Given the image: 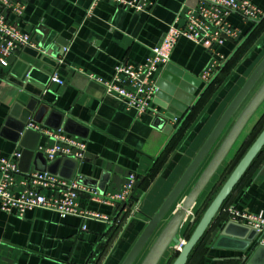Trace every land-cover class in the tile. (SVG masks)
I'll use <instances>...</instances> for the list:
<instances>
[{
	"label": "crops",
	"instance_id": "0c3cea01",
	"mask_svg": "<svg viewBox=\"0 0 264 264\" xmlns=\"http://www.w3.org/2000/svg\"><path fill=\"white\" fill-rule=\"evenodd\" d=\"M20 1L24 5L20 16L5 9L3 12L10 23L32 39L38 34V28L58 33L73 28V33L65 53L54 57L51 49H42L36 43V47L24 52L23 48L14 51L8 57V65L0 67V157L12 159L14 152H23L17 163L27 171L14 174L16 191L22 189L26 173L50 165L53 174L78 182L82 188L77 198L80 209L103 213L110 221L60 217L45 208L27 210L22 216L0 209V263L120 264L148 218L158 209L230 100L264 56V22L257 26L237 59L170 137L164 133V125L166 122L174 124L171 118L165 122V108L151 101L149 105L155 112L138 113L117 96L107 93L98 80H110L117 65L144 62L151 53L150 48L160 42L171 25H184L187 13L198 7V0H148L146 12L99 0L90 13L91 0ZM249 1L263 11L256 19L260 20L264 16V0ZM225 20L235 35L225 37L217 49L224 60L256 21L243 18L237 12H231ZM210 57L207 48L179 38L169 63L199 79ZM165 67L157 66L152 76L155 83ZM59 68H62L60 73ZM26 71L29 76L25 77ZM54 74L63 80L62 84L51 80ZM203 86L200 83L196 88L195 98ZM33 99L37 104L33 111L27 112L25 106ZM22 117L27 122L61 129L83 140L86 144L84 158L73 159L75 163L47 160L40 148L53 144L54 140L33 129L15 141L13 126ZM180 119L177 118V123ZM249 124L250 120L195 205L201 204L218 185L229 154L245 135ZM25 147L34 148V153L30 154ZM129 172H134L138 181L142 177L143 180L131 196V209L112 221L113 206L92 200L88 191L96 190L103 196L114 194L121 189ZM229 204L264 214V152L232 192ZM226 219L222 211V216L213 220L188 264H264V248L258 249L257 236L247 243L244 234H232L231 230L230 237L218 241ZM83 224L86 229H82ZM159 228L135 263H139ZM189 229L190 223L184 221L180 237L186 239ZM176 252L173 247L169 248L158 264H169Z\"/></svg>",
	"mask_w": 264,
	"mask_h": 264
},
{
	"label": "built area",
	"instance_id": "2783aa9c",
	"mask_svg": "<svg viewBox=\"0 0 264 264\" xmlns=\"http://www.w3.org/2000/svg\"><path fill=\"white\" fill-rule=\"evenodd\" d=\"M99 0H91L88 13ZM118 5L131 8L135 11L146 12L148 0H110ZM196 9L189 11L182 27L170 26L162 36L159 43L150 48V55L144 62L133 64H120L115 66L113 77L110 80H98L109 94L120 98L127 107L135 109L138 113L146 110L155 112L149 105L153 101L157 90L152 76L158 65L165 66L170 61L171 52L179 38H185L207 48L211 53L210 60L199 76L200 83L207 84L219 70L224 57L217 51L224 42L225 37L235 35L225 18L231 12L239 13L243 18L256 20L263 15V11L249 0H198ZM0 67L8 65V57L16 50L25 46L36 47L32 37L20 31L10 23L3 10L20 16L24 5L20 0H0ZM67 46L63 47L65 53ZM59 61H62L59 58ZM51 80L62 84L63 80L54 74ZM172 124H177V118H172ZM172 125V126H174ZM26 128L37 130L54 141L40 150L52 161L59 157H69L81 161L86 153V144L83 140L64 133L61 129H49L28 121ZM21 153L16 151L13 158L0 157V209L4 212L15 213L22 216L25 211L34 208H45L55 211L60 217L79 216L83 220L109 222V216L93 210L80 209L78 195L82 188L76 180H66L47 171H33L26 173L22 182V189H14V174L19 173L18 159ZM138 182V176L129 172L121 189L114 194L100 195L96 190H89L92 200L111 204L114 208L113 217L122 212H128L132 204V193ZM47 191V193H45ZM134 208V206H133ZM226 221L231 220L247 226L256 231L258 244L264 245V214L240 210L235 204L223 208ZM190 221L195 218L193 209ZM186 221V219H185ZM86 229V225H82ZM185 239L181 238L183 242ZM178 251L179 246H173ZM1 264V263H0Z\"/></svg>",
	"mask_w": 264,
	"mask_h": 264
},
{
	"label": "water",
	"instance_id": "95a60500",
	"mask_svg": "<svg viewBox=\"0 0 264 264\" xmlns=\"http://www.w3.org/2000/svg\"><path fill=\"white\" fill-rule=\"evenodd\" d=\"M37 31L38 34L33 37V41L42 49H51V55L56 57L59 54H62L63 47L67 46L71 39L73 28L70 30H64L60 33L45 32L42 28H38ZM243 40L237 45L235 50ZM29 48V46L23 47L22 52ZM234 51L226 58V60H224L219 70L209 82L203 86L196 98L194 97V92L199 86L200 80L171 63L166 65L161 78L156 83L157 90L153 101L167 111L165 122L167 121V118L172 119L177 117L181 119L175 127L166 122L164 125L165 129L163 130L165 134L170 135V137L173 136L184 121L186 115L190 112L203 93L204 89L218 75L223 66L232 57ZM61 70L62 68H59L57 71L60 73ZM24 76H29V72L26 71ZM40 85L42 86V84ZM263 102L264 56L256 64L241 87L230 100L219 119L216 121L209 134L202 142L201 146L158 209L148 218L146 225L120 264H133L162 223V226L159 228L138 264H158L165 252L176 245L179 246V249L171 264H186L190 252L210 226L223 202L232 192L234 186L241 179L253 159L264 146V126L209 202L189 237L181 242L179 232L186 217L189 215L188 212L194 207L203 190L225 160L227 154L240 136L246 124ZM36 104L37 100L35 99L29 102V104L25 106L27 112L33 111ZM40 108H42V105L38 106L37 113L41 110ZM33 120L36 119L33 118ZM26 123L27 119L22 117L17 125L13 126L15 141L32 131L25 127ZM25 149L26 151L28 150L30 154L34 153V148L32 147H25ZM22 156L23 152L20 157L22 158ZM62 159L72 161L73 163L76 162L69 157L56 158L55 162L57 163V161ZM18 167L21 171H27L23 170L20 164H18ZM37 171H47L52 173L50 165H46L45 168ZM193 178H195L194 182L184 194L188 184ZM142 180L143 177L137 182L133 193ZM117 216L118 214L114 216L112 221H114ZM231 230L233 231L232 234H244L247 243L252 241L256 236V231L254 229L228 220L220 230L218 241L230 237ZM256 243H258V238ZM260 248H264V245H258V249Z\"/></svg>",
	"mask_w": 264,
	"mask_h": 264
},
{
	"label": "trees",
	"instance_id": "16d2710c",
	"mask_svg": "<svg viewBox=\"0 0 264 264\" xmlns=\"http://www.w3.org/2000/svg\"><path fill=\"white\" fill-rule=\"evenodd\" d=\"M262 22H264V16L259 20V21H255V23H254V26L251 28V30L248 32V34L245 36V38H244V40H243V42L239 45V47L236 49V51L233 53V55H232V57L229 59V61L223 66V68L220 70V72L218 73V75L212 80V82L204 89V91H203V93L201 94V96L199 97V99L197 100V102L195 103V105L193 106V108L197 105V103L200 101V100H202V98L206 95V93L208 92V91H210L211 90V88L214 86V84L218 81V79H219V77H220V75L221 74H223L224 72H226L228 69H229V67L231 66V64L237 59V57H238V53L240 52V51H242L241 50V48H243V45L246 43V41H247V39L248 38H250V36H252V34L254 33V31L258 28L257 26L259 25V24H261ZM192 108V109H193ZM190 113V112H189ZM189 113L186 115V117H185V119H184V121L186 120V118L188 117V115H189ZM183 121V122H184ZM183 122H182V124H183ZM181 124V125H182ZM180 125V126H181ZM263 126H264V122H263V124H262V126H261V128H260V130L258 131V133L261 131V129L263 128ZM180 128V127H179ZM178 128V129H179ZM178 129H177V131H178ZM176 133V132H175ZM258 133L256 134V136L258 135ZM256 136L254 137V139L256 138ZM253 139V140H254ZM253 140H252V142H253ZM251 142V143H252ZM250 143V144H251ZM250 144H249V146H250ZM248 146V147H249ZM247 147V148H248ZM247 148L244 150V152L247 150ZM244 152L242 153V155L244 154ZM264 152V146L262 147V149L260 150V152L256 155V157L253 159V161L251 162V164H250V166L248 167V169L246 170V172L244 173V175L241 177V179L237 182V184L234 186V188H233V190H232V192L236 189V187H238L239 186V184L242 182V180L244 179V177L246 176V174L248 173V171L250 170V168L252 167V165L254 164V162L257 160V158L262 154ZM242 155L238 158V160L242 157ZM238 160L236 161V163L238 162ZM236 163L232 166V168L229 170V172H228V174L225 176L224 174H223V176L221 175L220 177H221V181H220V184H218V185H216L214 188H213V190L211 191V193L206 197V199L202 202V210H201V213L200 214H198V215H196V217L194 218V220L190 223V229H189V231L186 233V239L189 237V235L191 234V232H192V230L194 229V227H195V225L197 224V222H198V220H199V218L201 217V215H202V213H203V211L205 210V208L207 207V205L209 204V202L212 200V198L214 197V195L216 194V192L219 190V188H220V186L222 185V183L225 181V179L228 177V175H229V173L231 172V170L233 169V167L236 165ZM225 177V178H224ZM220 180V179H219ZM232 192L229 194V196L225 199V201L223 202V204H222V206H221V208L219 209V211H218V213L216 214V216L214 217V219L217 217V216H222V211H223V208L226 206V205H228V203H229V201H230V197H231V194H232ZM213 219V220H214ZM213 222V221H212ZM211 222V223H212ZM211 225V224H210ZM209 228V227H208ZM208 228H207V230L204 232V234L202 235V237L200 238V240L197 242V244L194 246V248L192 249V251L190 252V254H189V256H188V259H187V262H186V264H188V262H189V259H190V257H191V255H192V253L195 251V249L197 248V246L199 245V243L201 242V240L205 237V235H206V233H207V231H208ZM177 255V252L174 254V257H173V259L175 258V256ZM172 259V260H173ZM172 260H171V262H172ZM171 262L169 263V264H171Z\"/></svg>",
	"mask_w": 264,
	"mask_h": 264
},
{
	"label": "rangeland",
	"instance_id": "374dc122",
	"mask_svg": "<svg viewBox=\"0 0 264 264\" xmlns=\"http://www.w3.org/2000/svg\"><path fill=\"white\" fill-rule=\"evenodd\" d=\"M264 122V102L260 105V107L256 110V112L253 114V116L250 118V124L248 125L249 128H247V132L241 139L238 141V143L233 147L231 153L229 154L226 163L224 164V169L222 170L221 175L223 174L226 176L229 172V170L232 168V166L236 163L238 158L242 155L244 150L249 146V144L252 142L258 131L260 130L262 124ZM225 178V177H224ZM220 184L221 177H219ZM195 209H193L194 216L201 213L202 210V203L195 205ZM191 215L188 217V219L185 221L187 223H191L190 221ZM175 250V248H174ZM138 259V258H137ZM135 263V262H134ZM133 263V264H134ZM138 263V262H137ZM135 263V264H137Z\"/></svg>",
	"mask_w": 264,
	"mask_h": 264
},
{
	"label": "bare ground",
	"instance_id": "6f19581e",
	"mask_svg": "<svg viewBox=\"0 0 264 264\" xmlns=\"http://www.w3.org/2000/svg\"><path fill=\"white\" fill-rule=\"evenodd\" d=\"M192 209H193V208H192ZM192 209H191V210H192ZM191 210L188 212V214H190V213H191ZM186 220H187V217H186Z\"/></svg>",
	"mask_w": 264,
	"mask_h": 264
}]
</instances>
